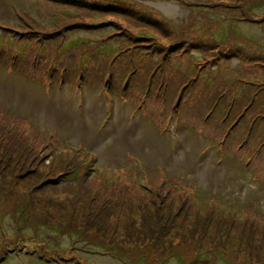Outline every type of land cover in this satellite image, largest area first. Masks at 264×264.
<instances>
[{"label": "rangeland", "instance_id": "obj_1", "mask_svg": "<svg viewBox=\"0 0 264 264\" xmlns=\"http://www.w3.org/2000/svg\"><path fill=\"white\" fill-rule=\"evenodd\" d=\"M262 2L0 0V264H264Z\"/></svg>", "mask_w": 264, "mask_h": 264}, {"label": "trees", "instance_id": "obj_2", "mask_svg": "<svg viewBox=\"0 0 264 264\" xmlns=\"http://www.w3.org/2000/svg\"><path fill=\"white\" fill-rule=\"evenodd\" d=\"M264 4V2H262L261 3V5H259V6H264L263 5ZM112 8H120V5H115V6H113ZM81 27H90V26H97L96 24H92V23H87V22H85V23H81V25H80ZM90 31H96V30H90ZM19 32V31H18ZM204 33H206L205 31H202V34H204ZM19 37H20V35H19ZM19 39H22V37L21 38H19ZM18 45L17 46H19L20 45V43L18 42L17 43ZM15 59H16V57H14L13 59H11V62L13 63L14 61H15ZM2 60H6L5 59V56L4 57H2L1 58V54H0V61H2ZM168 63V62H167ZM164 64H166V63H164ZM245 70H247V69H245ZM169 71H171V70H169ZM175 74V77H174V80H170V81H172V82H175V83H177V80H181V78H182V73L181 74H176V73H174ZM83 75H85V74H83ZM177 75V76H176ZM154 77H152V79H153ZM136 111H139V108H136L135 109ZM9 130V129H8ZM4 143H5V141L4 140H1V142H0V144H2V148H0V149H3L4 148ZM2 153V152H1ZM1 153H0V156H1ZM90 154H93V153H90V152H88V151H82V155L83 156H85V158H86V160H87V163L84 165V170L86 171V170H88V169H91L90 167H92V168H95V167H97L96 166V161H91V158H90ZM0 160H3V158H1L0 157ZM93 163L92 165H90L89 163ZM72 162H70V160L69 161H65V163L62 165L64 168L62 169V170H60L59 171V173H60V175L62 176V175H64V173H65V170L66 169H69L70 171H71V166H72ZM88 164V165H87ZM53 166V169L52 170H54L55 168V164L54 165H52ZM59 167H61V165L59 164ZM72 173L73 174H76V172L74 171V170H72ZM86 174H87V171H86ZM86 177H89L88 175H86L85 177H83L82 179H80L81 181H83V182H85V179H86ZM7 178L8 179H10V182L8 183V184H6V186H8L9 188H10V190H12V191H14L12 194H16L15 193V191L17 190V183L19 182L17 179H16V177H15V174L14 173H10L8 176H7ZM44 178H40V180H43ZM74 179H79V177H75ZM41 182V181H40ZM75 182V181H74ZM132 182V181H131ZM117 183L118 184H121V186H123V183H122V181H112V182H109V186H108V182H107V184H106V186H108L107 188H109V187H112V188H114L116 185H117ZM137 183V182H136ZM41 184H44V185H49V184H47V183H45L44 181L41 183ZM158 185L161 187V186H165V187H169L168 186V181H164V180H161L160 181V183H158ZM38 186V185H37ZM75 186V184L73 183V185L71 186V187H74ZM138 186V187H137ZM142 187H144V186H142ZM129 188V187H128ZM150 189H152V187L151 188H149V190ZM184 190H186V189H184ZM129 191L130 192H133V191H135L137 194L136 195H134V196H137V197H139V198H142V194H143V192H141V193H138L139 192V183H137V184H135L134 186L132 185V187L131 188H129ZM184 192H188L187 190L186 191H184ZM199 198H201V195L199 196ZM135 200H138L137 198H134ZM141 200V199H140ZM187 200H191V199H189V198H187L186 199V202H187ZM207 200V204H206V206H205V210H207L208 208H212L213 210H215V211H217V207H216V205H219V202H218V200L217 201H214V200H209V199H207V197L204 199V201H206ZM212 202H213V204H212ZM187 204H189V202L187 203ZM214 205H215V207H214ZM191 206V208L192 209H194V205H190ZM186 208V205H184V209ZM218 212H220L219 214H221L222 213V215H226L227 213L229 214V215H234V213L230 210V211H227L226 209H219L218 210ZM236 212V211H235ZM239 211H237V213H238ZM198 213H201V212H197V215H198ZM208 213H209V211H208ZM208 213H205V214H207V215H209ZM203 214V213H202ZM235 215H237V214H235ZM234 215V216H235ZM185 227V226H184ZM191 235H192V237L195 239V238H199V236H200V232H199V230L198 229H196V230H192L191 232ZM173 244V241L171 242V243H169V245H172Z\"/></svg>", "mask_w": 264, "mask_h": 264}]
</instances>
